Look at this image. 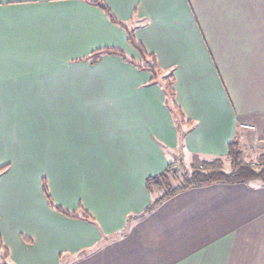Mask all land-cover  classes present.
Masks as SVG:
<instances>
[{"label": "crops", "instance_id": "1", "mask_svg": "<svg viewBox=\"0 0 264 264\" xmlns=\"http://www.w3.org/2000/svg\"><path fill=\"white\" fill-rule=\"evenodd\" d=\"M0 0V241L8 264H264V185L180 192L123 231L169 163L264 155V0ZM127 30L174 79L180 136ZM255 159V160H254ZM51 200L92 223L64 217ZM85 252L83 256L80 253ZM1 264V259H0Z\"/></svg>", "mask_w": 264, "mask_h": 264}, {"label": "trees", "instance_id": "2", "mask_svg": "<svg viewBox=\"0 0 264 264\" xmlns=\"http://www.w3.org/2000/svg\"><path fill=\"white\" fill-rule=\"evenodd\" d=\"M93 3L104 13L111 23L123 27L101 0H94ZM127 43L138 52L141 58L140 61L133 62L128 60L118 50L104 49L101 53L93 54L91 60H89V64L94 65L98 61L99 55L104 54L117 56L124 62L133 65L138 71L148 73L150 75V84H157L160 87L164 96V106L175 120L180 136H183L190 129L191 123L184 119L179 108L176 106L173 76L171 74H163L153 55H148L143 51L129 30H127ZM242 152L239 140L233 138L227 145L224 159L216 158L210 161H200L194 158L187 166L179 160L174 163H169L162 173L145 179L144 186L146 191L151 195H155L153 200L140 215L128 216L125 228L115 237L124 234L133 221L143 218L146 214L151 213L161 202L180 192L215 183L237 184L258 182L264 185V155H259L256 158V162L253 163L245 161ZM175 163L178 165L177 169L175 168L177 166ZM225 163L228 165V170L225 169ZM5 170L6 167L0 169V174L4 173ZM41 184L42 193L49 209L67 218L80 219L90 223L93 222L90 216L83 211L81 213H73L56 205L47 193L45 179H42ZM84 254L85 252L80 253L81 256ZM0 259L1 264H8V254L2 247L1 241Z\"/></svg>", "mask_w": 264, "mask_h": 264}, {"label": "rangeland", "instance_id": "3", "mask_svg": "<svg viewBox=\"0 0 264 264\" xmlns=\"http://www.w3.org/2000/svg\"><path fill=\"white\" fill-rule=\"evenodd\" d=\"M164 74V73H163ZM164 75H166V74H164ZM239 132H240V130H239ZM239 132L237 133V135L235 136V138L236 139H238L239 140V142L241 141V139L242 138H240V134H239ZM241 143V142H240ZM241 149H242V154H243V158H244V160L245 161H247V162H253V155H252V153L250 152V151H248L247 150V148H243L242 146H241ZM257 158V157H256ZM255 158V159H256ZM254 159V160H255ZM175 165H177V163H175ZM185 166H187L186 164H185ZM225 169L226 170H228V165H227V163H225ZM175 168L177 169L178 168V165L177 166H175Z\"/></svg>", "mask_w": 264, "mask_h": 264}]
</instances>
